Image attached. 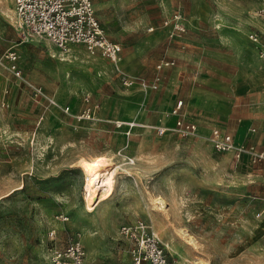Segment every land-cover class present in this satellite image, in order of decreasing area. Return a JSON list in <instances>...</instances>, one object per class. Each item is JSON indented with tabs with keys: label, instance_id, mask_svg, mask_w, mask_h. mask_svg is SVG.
Wrapping results in <instances>:
<instances>
[{
	"label": "rangeland",
	"instance_id": "1",
	"mask_svg": "<svg viewBox=\"0 0 264 264\" xmlns=\"http://www.w3.org/2000/svg\"><path fill=\"white\" fill-rule=\"evenodd\" d=\"M92 3L121 45L119 71L82 48L63 52L22 35L13 0H0V264H50L51 249L72 239L83 264H131L118 229L136 220L174 264H264V165L208 140L219 129L264 150V59L247 39L264 30L256 0ZM174 14L186 22L181 39L162 28ZM163 58L174 66L152 89ZM179 101L196 135H159ZM99 154L133 159L139 174L120 178L87 213L77 161Z\"/></svg>",
	"mask_w": 264,
	"mask_h": 264
},
{
	"label": "built area",
	"instance_id": "2",
	"mask_svg": "<svg viewBox=\"0 0 264 264\" xmlns=\"http://www.w3.org/2000/svg\"><path fill=\"white\" fill-rule=\"evenodd\" d=\"M256 17L264 24V0H257ZM14 18L22 35L46 40L52 46L63 52H68L73 46H81L90 55L98 54L108 60L116 71H119L121 60V45L107 38L92 3V0H13ZM168 28V37L181 39L185 34V20L181 15L174 14L162 22ZM248 38L257 44L259 56L264 58V42L256 33ZM174 60L161 59L156 65V75L150 87L156 89L160 81L158 72L174 66ZM141 86H146L143 79L138 80ZM127 80L126 84H132ZM35 93L42 95L39 89ZM182 102L174 106L172 113L177 115L170 128L156 127L157 133L163 135L171 131L183 137L196 135V126L180 119L179 111ZM117 127L121 124L116 123ZM212 148L217 152L231 153L236 159L248 156L251 163L264 165V152L253 145L235 144L230 134L219 129H212L208 135ZM119 239L128 244V254L131 264H174L165 254L161 241L153 229L142 220L124 224L118 229ZM50 264H83L85 252L78 240H69L61 248L51 249L48 255Z\"/></svg>",
	"mask_w": 264,
	"mask_h": 264
},
{
	"label": "bare ground",
	"instance_id": "3",
	"mask_svg": "<svg viewBox=\"0 0 264 264\" xmlns=\"http://www.w3.org/2000/svg\"><path fill=\"white\" fill-rule=\"evenodd\" d=\"M135 166L137 162L135 163L133 159L126 163H113L112 157L107 154L81 155L77 161V167L83 177L81 209L87 213L93 212L97 205L107 201L113 195L118 180L123 176L129 174L137 178L139 172L136 171ZM152 200L156 205L154 208H165V201L161 198Z\"/></svg>",
	"mask_w": 264,
	"mask_h": 264
},
{
	"label": "crops",
	"instance_id": "4",
	"mask_svg": "<svg viewBox=\"0 0 264 264\" xmlns=\"http://www.w3.org/2000/svg\"><path fill=\"white\" fill-rule=\"evenodd\" d=\"M256 2H257V0H256ZM258 2H257V7H256V9L258 8ZM258 20H259V22H260V24L263 26V28H264V24L262 23V21L259 19V18H257ZM164 20V19H163ZM185 25H186V22H185ZM162 28L164 29V30H166V32L168 33V28H164L163 26H162ZM251 33H256L258 36H259V39H260V41L261 42H264V30H259V31H249L248 33H247V39L251 42V44L253 45V47H254V50H255V52H256V54H257V56L259 57V58H261L260 56H259V51H258V46H257V44H255L254 42H252L249 38H248V36H249V34H251ZM74 48H82L84 51H85V49L83 48V47H81V46H73V47H71L70 48V50L71 49H74ZM86 52V51H85ZM87 53V52H86ZM88 54V53H87ZM121 54H122V52H121ZM90 55V54H89ZM92 56H98V57H100L98 54H96V55H92ZM100 58H102V57H100ZM104 59V58H103ZM261 59H264V58H261ZM104 60H106V59H104ZM106 61H108V60H106ZM252 131H254L253 129H251V132ZM226 133V132H225ZM210 134V133H209ZM229 134V133H228ZM231 135V134H230ZM232 136V135H231ZM232 138H233V141H234V143L235 144H247V143H244V141L243 140H238V139H236L235 137H233L232 136ZM247 145H252V144H247ZM254 146V145H253ZM255 147V146H254ZM256 148V147H255ZM257 149V148H256ZM257 150H259V151H262V152H264V150H261V149H257ZM244 157H246L248 160H249V158H248V156H243L242 158H244ZM241 158V159H242ZM250 161V160H249Z\"/></svg>",
	"mask_w": 264,
	"mask_h": 264
}]
</instances>
